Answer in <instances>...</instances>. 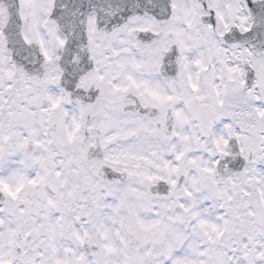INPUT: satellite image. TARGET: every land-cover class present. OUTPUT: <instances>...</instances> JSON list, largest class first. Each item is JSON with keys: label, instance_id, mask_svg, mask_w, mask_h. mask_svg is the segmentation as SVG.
I'll return each instance as SVG.
<instances>
[{"label": "snow or ice", "instance_id": "snow-or-ice-1", "mask_svg": "<svg viewBox=\"0 0 264 264\" xmlns=\"http://www.w3.org/2000/svg\"><path fill=\"white\" fill-rule=\"evenodd\" d=\"M0 264H264V0H0Z\"/></svg>", "mask_w": 264, "mask_h": 264}]
</instances>
